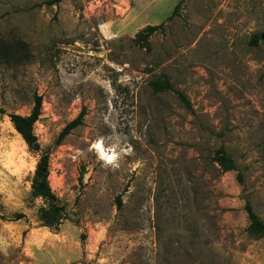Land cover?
I'll return each instance as SVG.
<instances>
[{
    "label": "rangeland",
    "instance_id": "1",
    "mask_svg": "<svg viewBox=\"0 0 264 264\" xmlns=\"http://www.w3.org/2000/svg\"><path fill=\"white\" fill-rule=\"evenodd\" d=\"M47 1L0 0V37L28 46L0 63V264H264L245 211L264 222V0ZM162 23L149 50L135 43ZM164 76L191 109L153 91ZM35 95L38 153L9 117ZM221 147L238 171L215 162ZM44 153L57 230L31 195Z\"/></svg>",
    "mask_w": 264,
    "mask_h": 264
},
{
    "label": "trees",
    "instance_id": "2",
    "mask_svg": "<svg viewBox=\"0 0 264 264\" xmlns=\"http://www.w3.org/2000/svg\"><path fill=\"white\" fill-rule=\"evenodd\" d=\"M63 0H49L45 4L49 6L57 5ZM178 6L175 7L173 15L175 14ZM172 15V16H173ZM171 16V17H172ZM170 17V18H171ZM165 24L159 26H147L140 31L135 38V43L145 47L147 50L150 49L149 38L153 36L159 30L164 29ZM264 41V36H255L254 42ZM28 46L22 41H8L0 37V63L18 65L28 58ZM151 87L154 92L171 91L177 95L179 100L185 107L191 109V103L184 93L174 89L166 76L163 77L162 81H156L151 83ZM0 112L3 111L0 109ZM42 114V97L35 95L34 106L31 113L27 116L18 114L9 115L10 121L21 136L25 144L27 145L30 152L38 153L41 151V147L37 136L34 132V125L39 120ZM86 115L85 109L80 114L69 122L58 135L55 145L60 146L63 141L71 134V132L84 124V118ZM215 162L221 168L223 172L238 171V167L233 159L227 154L224 147L219 148L216 151ZM50 163L49 154L44 153L40 156L37 163L34 176L31 182V195L33 198L41 199L44 203L39 209L38 217L39 221L44 227L52 230H57L63 220L65 219V207L61 204L59 198L53 192L50 181ZM239 183H243L241 173H238ZM245 211L249 219V232L255 235L264 236V222L254 212L253 207L249 201H246ZM25 217L23 214H15L14 220H21Z\"/></svg>",
    "mask_w": 264,
    "mask_h": 264
},
{
    "label": "bare ground",
    "instance_id": "3",
    "mask_svg": "<svg viewBox=\"0 0 264 264\" xmlns=\"http://www.w3.org/2000/svg\"><path fill=\"white\" fill-rule=\"evenodd\" d=\"M17 132V131H16ZM20 136V135H19ZM96 148H98L102 153L104 152L103 150H102V146H101V143L96 147ZM106 158H107V160H108V162H112L113 161V155H107V156H105Z\"/></svg>",
    "mask_w": 264,
    "mask_h": 264
}]
</instances>
